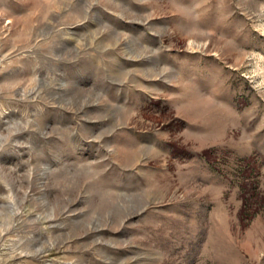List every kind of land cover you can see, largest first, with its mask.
Returning <instances> with one entry per match:
<instances>
[{"label":"rangeland","instance_id":"obj_1","mask_svg":"<svg viewBox=\"0 0 264 264\" xmlns=\"http://www.w3.org/2000/svg\"><path fill=\"white\" fill-rule=\"evenodd\" d=\"M0 264H264V0H0Z\"/></svg>","mask_w":264,"mask_h":264}]
</instances>
